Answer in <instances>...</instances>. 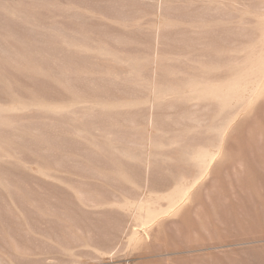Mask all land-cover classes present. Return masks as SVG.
I'll use <instances>...</instances> for the list:
<instances>
[{"label": "rangeland", "instance_id": "374dc122", "mask_svg": "<svg viewBox=\"0 0 264 264\" xmlns=\"http://www.w3.org/2000/svg\"><path fill=\"white\" fill-rule=\"evenodd\" d=\"M0 264H264V0H0Z\"/></svg>", "mask_w": 264, "mask_h": 264}]
</instances>
